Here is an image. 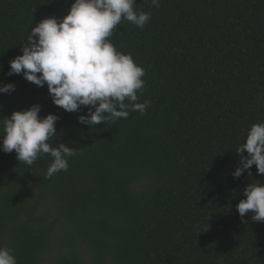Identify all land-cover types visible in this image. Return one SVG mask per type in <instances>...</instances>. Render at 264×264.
I'll list each match as a JSON object with an SVG mask.
<instances>
[{
    "label": "trees",
    "instance_id": "16d2710c",
    "mask_svg": "<svg viewBox=\"0 0 264 264\" xmlns=\"http://www.w3.org/2000/svg\"><path fill=\"white\" fill-rule=\"evenodd\" d=\"M74 0H0V118L38 103L58 116L54 143L75 147L46 177L0 150V246L17 264H264V222L236 205L256 166L234 178L235 152L264 122V0H135L143 30L122 20L109 38L145 69L144 115L81 124L87 107L56 106L47 85L9 75L30 30ZM247 155V152L244 153Z\"/></svg>",
    "mask_w": 264,
    "mask_h": 264
},
{
    "label": "clouds",
    "instance_id": "9594fccd",
    "mask_svg": "<svg viewBox=\"0 0 264 264\" xmlns=\"http://www.w3.org/2000/svg\"><path fill=\"white\" fill-rule=\"evenodd\" d=\"M150 3L159 7V0ZM135 5V0H74L62 18L48 16L31 28L21 46L22 54L9 61L8 74H22L39 87L46 84L53 103L65 111L79 112L82 106L87 107V114L79 115L78 121L90 128L126 119L130 111L144 115L151 104L150 99L138 102L145 69L109 39L122 20L141 30L151 20L149 12ZM14 90L13 83L0 86V93ZM40 109L36 103L0 118V150L15 151L19 163L28 166L41 156H50L46 177L51 178L68 170V158L78 150L53 142L58 116L48 113L41 117ZM235 152L240 163L234 178L245 170L251 176L253 165L258 174H264V122L250 125ZM243 197L236 205L241 218L250 214L253 221L264 222V182L249 183ZM0 264H17L11 248L0 246Z\"/></svg>",
    "mask_w": 264,
    "mask_h": 264
},
{
    "label": "rangeland",
    "instance_id": "374dc122",
    "mask_svg": "<svg viewBox=\"0 0 264 264\" xmlns=\"http://www.w3.org/2000/svg\"><path fill=\"white\" fill-rule=\"evenodd\" d=\"M51 255H45L43 258V264H49Z\"/></svg>",
    "mask_w": 264,
    "mask_h": 264
}]
</instances>
